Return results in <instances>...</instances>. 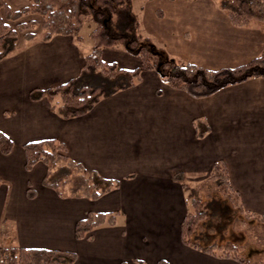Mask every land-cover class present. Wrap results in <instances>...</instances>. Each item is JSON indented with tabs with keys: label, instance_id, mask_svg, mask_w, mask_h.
Here are the masks:
<instances>
[{
	"label": "crops",
	"instance_id": "obj_1",
	"mask_svg": "<svg viewBox=\"0 0 264 264\" xmlns=\"http://www.w3.org/2000/svg\"><path fill=\"white\" fill-rule=\"evenodd\" d=\"M6 4L18 10L27 2ZM226 21L231 35H241L232 44L223 38L206 47L209 63L217 51L236 54L240 65L264 49L259 30ZM87 30L80 39L19 38L16 50L0 61V131L13 143L9 155L0 153V247L67 251L75 255L72 264H249L184 244L182 223L194 202L188 192L198 194L211 184L207 179L216 163L226 167L238 211L264 219V77L197 99L170 88L156 71H143L134 86L65 119L49 101L30 100L29 92L80 74L92 49ZM183 36L190 45L197 41L195 33ZM242 38L248 41L240 45ZM115 48L102 49V61L123 69L140 66L136 55ZM189 63L212 69L208 62ZM197 120L207 126L202 137ZM44 140L61 143L72 161L117 185L96 200L45 187L46 166L38 162L27 170L23 151L25 144ZM89 212L109 213L114 224L76 239L75 224Z\"/></svg>",
	"mask_w": 264,
	"mask_h": 264
},
{
	"label": "trees",
	"instance_id": "obj_2",
	"mask_svg": "<svg viewBox=\"0 0 264 264\" xmlns=\"http://www.w3.org/2000/svg\"><path fill=\"white\" fill-rule=\"evenodd\" d=\"M26 2V6L12 10L6 4V0H0V61L16 50L19 38L25 42L37 37L46 41L57 35L80 39L82 29L87 27L90 29L92 49L85 56L80 74L55 87L44 90L35 88L29 92L30 100L49 101L53 110L65 119L86 114L100 99L134 86L140 81V74L143 71H156L170 88L184 91L197 99L252 78L264 77V49L244 64L215 70L163 58L152 45L143 42L140 24L132 12L131 0H26ZM220 10L232 26L255 28L264 34V0H223ZM27 17L35 19L23 21ZM38 27L40 30L35 33ZM117 46L136 55L140 66L123 69L115 63L102 61L101 50ZM195 129L198 137L207 133L204 121L197 120ZM12 149L13 143L0 131V153L9 155ZM23 151L25 168L30 170L36 163H43L47 172L42 183L58 195L96 200L117 185L115 180L103 178L94 171H87L72 161L65 153L64 146L55 140L27 143L23 146ZM207 180L224 195L225 199L233 201L232 204L237 201V195L230 186L223 163L214 165ZM192 197L193 205H198L199 196ZM204 215V212H197L185 217L182 223V241L184 244L214 254L217 250L216 245L201 247L191 240L192 234L199 226L198 219ZM103 224H114L111 214L89 212L76 222L74 236L76 239L87 238L95 228ZM218 247L219 256L235 258L237 247L231 244L222 249L221 246ZM235 259L244 262L239 258ZM74 261L75 255L67 251L0 248V264H72ZM155 264L168 263L161 260Z\"/></svg>",
	"mask_w": 264,
	"mask_h": 264
},
{
	"label": "rangeland",
	"instance_id": "obj_3",
	"mask_svg": "<svg viewBox=\"0 0 264 264\" xmlns=\"http://www.w3.org/2000/svg\"><path fill=\"white\" fill-rule=\"evenodd\" d=\"M22 1L17 0L18 5H21ZM222 1L131 0V6L132 12L140 24L139 30L143 42L152 45L155 51L163 58L173 59L182 63L197 60L201 64H206V62L209 63L207 61L208 54L204 52L207 50L206 47L212 49L213 45L223 38L229 39L232 44L235 35H237L236 38L241 35L240 33L234 35L229 33L230 30L226 18L220 10ZM156 11H161L163 13L162 16H158ZM29 19H35V17ZM27 20L24 19L23 21ZM39 23H41L40 19ZM83 29V34H85L88 30L86 28ZM39 30L40 27L34 32L37 33ZM184 32L189 35L195 33L197 41L192 40L194 42L190 45L187 42L188 39L183 36ZM246 41L248 40L242 38L239 40V44L243 45ZM200 42L201 48H199ZM242 51H245V49ZM234 55L236 54L217 51L214 57L216 59H212L213 61H210L209 64L213 70L221 67L231 68L239 66V64L235 63L237 61H234ZM249 60L244 59L242 62L244 64ZM208 185L198 194L193 191L192 193L188 192L187 195L189 200L191 196H199V199H194L200 201L198 205H193V202L189 201L190 213L194 215L197 212H204L205 214L198 219L200 223L191 236L192 242L194 241L201 245H216L217 255L220 254L218 246H221L220 248L222 249V247L231 244V246L238 249L237 254L234 256L235 258H239L249 264L263 263L264 219L243 216L235 206L237 205L236 201L232 204L233 201L225 199L224 195L215 186ZM209 191H212V193H208Z\"/></svg>",
	"mask_w": 264,
	"mask_h": 264
}]
</instances>
